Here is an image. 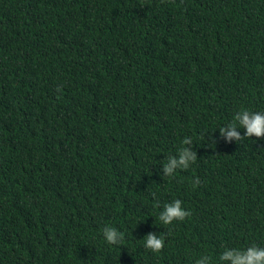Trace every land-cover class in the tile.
Returning <instances> with one entry per match:
<instances>
[{"label":"trees","instance_id":"obj_1","mask_svg":"<svg viewBox=\"0 0 264 264\" xmlns=\"http://www.w3.org/2000/svg\"><path fill=\"white\" fill-rule=\"evenodd\" d=\"M243 108L264 110V0H0V264L264 247V136L219 131ZM186 137L196 160L163 175Z\"/></svg>","mask_w":264,"mask_h":264},{"label":"clouds","instance_id":"obj_2","mask_svg":"<svg viewBox=\"0 0 264 264\" xmlns=\"http://www.w3.org/2000/svg\"><path fill=\"white\" fill-rule=\"evenodd\" d=\"M238 129H243L241 133ZM220 134L226 139L238 140L241 136H264V110H251L243 108L234 114L233 122L219 128ZM175 155H169L163 163V175L171 176L177 169H186L190 163L196 160V151L191 147L190 138H185ZM194 184L199 183L196 178ZM189 215L188 210L182 206L180 199H174L165 203L159 213V220L164 225L170 224L174 219L182 220ZM102 236L109 244H119L123 241L124 234L116 227L105 225ZM144 246L153 251H158L164 244V235L156 232H148L144 235ZM195 264H213V257L203 254L195 260ZM215 264H264V247L255 243L247 247H224L219 253Z\"/></svg>","mask_w":264,"mask_h":264}]
</instances>
